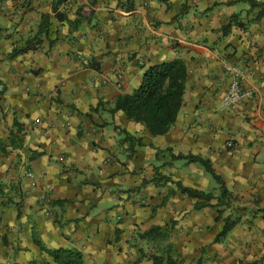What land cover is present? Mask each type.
Segmentation results:
<instances>
[{
  "label": "crops",
  "instance_id": "0c3cea01",
  "mask_svg": "<svg viewBox=\"0 0 264 264\" xmlns=\"http://www.w3.org/2000/svg\"><path fill=\"white\" fill-rule=\"evenodd\" d=\"M175 58L182 106L153 135L114 106ZM227 65L248 92L232 108ZM0 83V264H264V0H0Z\"/></svg>",
  "mask_w": 264,
  "mask_h": 264
},
{
  "label": "trees",
  "instance_id": "16d2710c",
  "mask_svg": "<svg viewBox=\"0 0 264 264\" xmlns=\"http://www.w3.org/2000/svg\"><path fill=\"white\" fill-rule=\"evenodd\" d=\"M186 75L185 62L180 58L151 65L143 71L139 85L131 93L120 95L117 98L114 109L121 110L129 119L142 123L151 134H164L175 122L182 106ZM192 159L200 162L217 182V204L228 207L232 194L221 178L206 160L197 156H193ZM174 184L182 193L202 200L197 203L198 208L205 206L210 199L215 197L212 192H203L184 186L179 181H174ZM0 194H2L1 184ZM217 210L220 214L224 209L218 208ZM234 223L226 218L216 239L223 237ZM149 231L151 233L156 231L158 236L165 237L157 227H152ZM47 252L54 258L55 264H84L81 252L75 248H57ZM151 259L152 264H181L172 257L169 251L153 254Z\"/></svg>",
  "mask_w": 264,
  "mask_h": 264
},
{
  "label": "built area",
  "instance_id": "2783aa9c",
  "mask_svg": "<svg viewBox=\"0 0 264 264\" xmlns=\"http://www.w3.org/2000/svg\"><path fill=\"white\" fill-rule=\"evenodd\" d=\"M225 70L230 73V82L224 97V104L232 108L247 97L248 92L242 88V72L237 66L227 65L225 66ZM3 88V84L0 83V91H2ZM231 145V142H227V146ZM28 175L30 177L33 176L32 173H29Z\"/></svg>",
  "mask_w": 264,
  "mask_h": 264
}]
</instances>
